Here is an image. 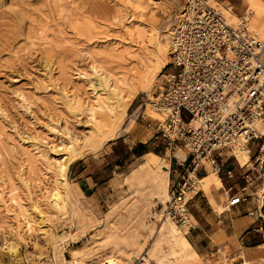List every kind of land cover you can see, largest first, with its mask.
I'll return each instance as SVG.
<instances>
[{
  "label": "rangeland",
  "instance_id": "rangeland-1",
  "mask_svg": "<svg viewBox=\"0 0 264 264\" xmlns=\"http://www.w3.org/2000/svg\"><path fill=\"white\" fill-rule=\"evenodd\" d=\"M183 1L0 0V264H72L107 255L126 264L142 257L264 264V257L244 259L225 248L201 256L186 226L160 220L174 154L184 157L186 148L151 135L160 115L150 101L170 71L168 30ZM210 2L231 6L235 16L251 12L249 25L264 40V0ZM149 135L151 152L128 151L96 185L79 188L93 159L108 156L109 142L134 144ZM207 164L201 172L208 175Z\"/></svg>",
  "mask_w": 264,
  "mask_h": 264
},
{
  "label": "built area",
  "instance_id": "built-area-1",
  "mask_svg": "<svg viewBox=\"0 0 264 264\" xmlns=\"http://www.w3.org/2000/svg\"><path fill=\"white\" fill-rule=\"evenodd\" d=\"M170 22V71L150 104L164 116L156 119L155 134L180 142L186 152L183 158L174 154V177L160 214L189 227L187 192L199 190V174L207 171L203 158L218 173L223 150L236 157L234 150L242 146L249 153L253 145L264 149V134L254 127L264 120V40L247 18L229 22L210 0H184ZM259 161L264 171V159ZM225 172L233 175L230 168ZM242 199L231 193L227 204ZM132 264L164 263L142 257Z\"/></svg>",
  "mask_w": 264,
  "mask_h": 264
},
{
  "label": "crops",
  "instance_id": "crops-1",
  "mask_svg": "<svg viewBox=\"0 0 264 264\" xmlns=\"http://www.w3.org/2000/svg\"><path fill=\"white\" fill-rule=\"evenodd\" d=\"M237 10L240 12L239 7ZM134 99L136 94L132 100ZM150 127L151 135L157 137L158 135L153 133L155 131L153 125ZM150 137L149 135L144 140L138 137L136 141L139 143L134 142V144L125 139L109 142L106 150L108 156L105 155L100 160L93 159L95 164L90 170H86L87 167L83 168L86 170L85 176L76 181L79 188L83 190L96 185L102 173L110 168V164L116 165V162H120L128 151L131 157L151 152L148 151L149 143L152 142ZM120 141L127 143V146H122ZM252 149L255 150L254 156L262 158L258 153L257 145H253L251 151ZM251 151L250 154L248 151L242 152L247 156V160L249 159V163L242 166L233 163L237 159L239 161L237 155L234 157L228 154L226 158L222 156L218 158L221 163L217 175L218 178L220 176L218 185H209V178L213 172L208 175L204 174V171L201 172L203 173L200 177L201 191L191 195L188 202L189 214L192 218L191 226L187 227L186 231V236L201 256H208L225 248L236 252L244 259L264 257V171L261 167L262 162L259 158L255 160ZM228 158L229 161L226 160ZM229 168L233 171L232 176H228L225 172ZM103 182L105 181L101 183ZM213 188H217L215 194L212 192ZM231 193L240 194L243 199L236 204L228 205L227 197ZM220 204L222 207L218 210Z\"/></svg>",
  "mask_w": 264,
  "mask_h": 264
},
{
  "label": "bare ground",
  "instance_id": "bare-ground-1",
  "mask_svg": "<svg viewBox=\"0 0 264 264\" xmlns=\"http://www.w3.org/2000/svg\"><path fill=\"white\" fill-rule=\"evenodd\" d=\"M217 5H219V4H217ZM230 7L231 6H228V7H222L221 5H220V8H221V10L225 13V15L227 16V18H228V20H229V22H231V21H235V20H239V19H241V18H247V22H248V24H250L249 23V21H250V16H251V12L250 13H246V11H244L240 16H235V14H233L230 10ZM231 20V21H230ZM170 28H171V25H170ZM171 30V29H170ZM170 30H168V36H170ZM255 30H258V29H255ZM164 36V35H163ZM163 43V42H162ZM165 45H164V43H163V47H164ZM162 47V46H161ZM160 48V47H159ZM164 52H167V47L165 48L164 47ZM168 50H169V48H168ZM163 52V51H162ZM161 53V52H160ZM166 54V53H165ZM168 54V53H167ZM158 115H160V119H162L164 116H163V114H162V112H159V111H157V110H155V109H153ZM262 123H264V120L263 119H259V120H257L255 123H254V127L256 128V131L258 132V133H262V134H264V128L262 127L263 125H262ZM247 148H246V146H242V147H239V148H237V149H235L234 150V154L235 155H237V157L239 158V161H240V163L242 164V165H244V164H246V163H248V161H249V159L247 160V156H244L243 154H242V152H246L247 150H246ZM152 154V153H151ZM152 156H154L153 154H152ZM262 157H263V159H264V154L263 155H261ZM181 158H183V157H181ZM203 161L205 162V164H206V168H207V163H209V161L207 160V159H205V158H203ZM209 165H210V163H209ZM60 166H61V164H60ZM162 168H165V166H162ZM162 171L164 172V173H167V170H163L162 169ZM208 171V170H207ZM212 174H211V176H210V178H209V181H210V186L212 185V184H214V185H218V184H220V179L218 178V173L212 168ZM200 182V178L198 177V179H197V182H196V188L197 189H201L200 187H201V183H199ZM167 196H168V192H167ZM160 220H161V222H162V225H164V223L165 222H168V223H166V224H169V225H174L175 227H179L177 224H175L173 221H171V220H169L168 218H164V217H162V216H160ZM173 234H178V232H177V230L174 228V227H172V231H171ZM175 235H174V237H175ZM179 239V238H178ZM179 243H180V245H181V247L183 248V249H187L189 246H190V244H189V242H188V240L184 237V236H180V239H179ZM164 254V253H163ZM171 254V253H170ZM144 258V257H143ZM160 258V257H159ZM145 259V258H144ZM72 264H126V263H124L121 259H119L118 257H115V256H109V255H107V256H100V257H97L95 260H92V261H89V262H84V261H79V262H73Z\"/></svg>",
  "mask_w": 264,
  "mask_h": 264
},
{
  "label": "trees",
  "instance_id": "trees-1",
  "mask_svg": "<svg viewBox=\"0 0 264 264\" xmlns=\"http://www.w3.org/2000/svg\"><path fill=\"white\" fill-rule=\"evenodd\" d=\"M148 151H149V150H148ZM199 175H200L199 177H202V176H203V173H200Z\"/></svg>",
  "mask_w": 264,
  "mask_h": 264
}]
</instances>
